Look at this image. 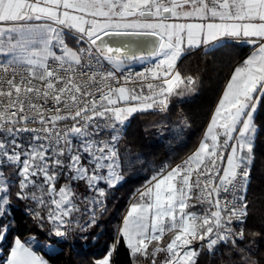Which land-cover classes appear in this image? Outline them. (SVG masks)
I'll return each mask as SVG.
<instances>
[{
	"label": "snow or ice",
	"instance_id": "snow-or-ice-1",
	"mask_svg": "<svg viewBox=\"0 0 264 264\" xmlns=\"http://www.w3.org/2000/svg\"><path fill=\"white\" fill-rule=\"evenodd\" d=\"M228 40L251 54L231 71L198 145L138 191L119 233L132 264H198L202 251L229 243L238 264H260L238 241L264 104V0H0V240L10 231L12 177L15 199L32 205L50 237L95 226L124 179L119 140L130 119L194 92L178 62ZM135 62L148 66L133 74ZM34 245L16 238L2 264H48Z\"/></svg>",
	"mask_w": 264,
	"mask_h": 264
},
{
	"label": "trees",
	"instance_id": "trees-1",
	"mask_svg": "<svg viewBox=\"0 0 264 264\" xmlns=\"http://www.w3.org/2000/svg\"><path fill=\"white\" fill-rule=\"evenodd\" d=\"M236 42H227V47L218 48L212 54H205L203 48L193 50L178 62L177 70L182 76L196 79V90L183 99L173 97L165 111L155 109L135 114L130 119L119 140L124 179L109 191L104 210L97 216V224L86 232L74 233L67 241L50 237L47 227L41 229L28 214L32 205L15 199L17 188L15 177H12L11 214L4 221L10 223V231L6 239L0 240V264L16 238L25 242L33 237L40 245H45H34V249L48 264H95L110 252L112 264H132L119 233L126 209L138 201V191L157 171L165 165L173 166L197 146L227 78L250 50L249 46ZM255 115L258 131L247 184L248 216L244 225L245 239L238 241V248H250L251 254L264 264V104ZM4 171L7 176L11 169ZM64 183L61 180L58 187ZM169 239L170 234L165 236L164 242ZM113 245H116L114 251ZM232 250L231 243L218 246L214 255L204 250L198 257V264H238L239 257L233 256ZM140 264H144L142 259Z\"/></svg>",
	"mask_w": 264,
	"mask_h": 264
},
{
	"label": "built area",
	"instance_id": "built-area-1",
	"mask_svg": "<svg viewBox=\"0 0 264 264\" xmlns=\"http://www.w3.org/2000/svg\"><path fill=\"white\" fill-rule=\"evenodd\" d=\"M146 66H148L147 63H136V62H135V63H132V64L130 65L133 74H134L135 72H137V71H143L144 68H145ZM24 135L27 136V135H29V134H24ZM189 154H190V153H189ZM189 154H187V155H189ZM187 155L183 156V157H182L181 159H179L175 164L180 163L184 158L187 157ZM175 164H174L173 166H175ZM205 207H206V206H205ZM196 210H197V211H202L203 209H202L200 206H197ZM237 231H238V229H237ZM206 251H207V250H206ZM207 252H208V251H207Z\"/></svg>",
	"mask_w": 264,
	"mask_h": 264
},
{
	"label": "rangeland",
	"instance_id": "rangeland-1",
	"mask_svg": "<svg viewBox=\"0 0 264 264\" xmlns=\"http://www.w3.org/2000/svg\"><path fill=\"white\" fill-rule=\"evenodd\" d=\"M5 39H6V38H5ZM151 59H154V58H151ZM136 63H146V62H136ZM79 193H80V196L90 195L89 193L85 192V190H84V188H83L82 185H81V187H80V189H79ZM80 196L77 197V200H78V202H79V206H80V208H81V210H82V212H83V210H84V208H85V202H84V201H80ZM130 206H131V205H129V206L127 207L124 217L126 216L127 211L129 210ZM78 215H79V214H78ZM124 217H123V219H124ZM85 219H87V216H85ZM123 219H122V221H121V224H120L119 229L123 226ZM85 232H86V231H85ZM83 233H84V232H83ZM80 234H82V233H80Z\"/></svg>",
	"mask_w": 264,
	"mask_h": 264
},
{
	"label": "crops",
	"instance_id": "crops-1",
	"mask_svg": "<svg viewBox=\"0 0 264 264\" xmlns=\"http://www.w3.org/2000/svg\"><path fill=\"white\" fill-rule=\"evenodd\" d=\"M227 42H232V40H228ZM241 43V45H243V46H249L250 47V50H249V52H248V54H247V56H249L250 54H251V52H252V46L251 45H249V44H247V43H243V42H240ZM69 44L71 45L72 44V42L71 41H69ZM201 48H203V46H201ZM246 56V57H247ZM245 57V58H246ZM244 58V59H245ZM243 59V60H244ZM218 102V101H217ZM215 107V106H214ZM214 109V108H213ZM150 111H152V110H150ZM209 121V120H208ZM206 128V127H205ZM205 130V129H204ZM199 143V142H198ZM198 145V144H197ZM14 242V241H13ZM12 245H13V243H12ZM10 251V250H9ZM9 253V252H8ZM109 254V253H108ZM107 254V255H108ZM111 264H112V255H111Z\"/></svg>",
	"mask_w": 264,
	"mask_h": 264
},
{
	"label": "water",
	"instance_id": "water-1",
	"mask_svg": "<svg viewBox=\"0 0 264 264\" xmlns=\"http://www.w3.org/2000/svg\"><path fill=\"white\" fill-rule=\"evenodd\" d=\"M236 43H237V44H240V42H238V41H237Z\"/></svg>",
	"mask_w": 264,
	"mask_h": 264
}]
</instances>
